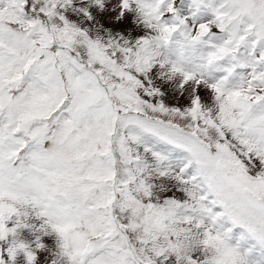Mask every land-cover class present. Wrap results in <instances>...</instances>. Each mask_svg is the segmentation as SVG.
Masks as SVG:
<instances>
[{"label":"snow or ice","instance_id":"obj_1","mask_svg":"<svg viewBox=\"0 0 264 264\" xmlns=\"http://www.w3.org/2000/svg\"><path fill=\"white\" fill-rule=\"evenodd\" d=\"M0 264H264V0H0Z\"/></svg>","mask_w":264,"mask_h":264}]
</instances>
